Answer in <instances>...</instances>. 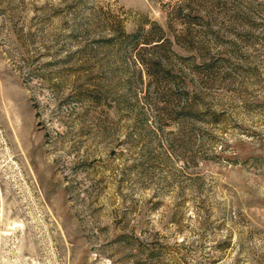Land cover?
Segmentation results:
<instances>
[{
    "label": "rangeland",
    "instance_id": "1",
    "mask_svg": "<svg viewBox=\"0 0 264 264\" xmlns=\"http://www.w3.org/2000/svg\"><path fill=\"white\" fill-rule=\"evenodd\" d=\"M0 264H264V0H0Z\"/></svg>",
    "mask_w": 264,
    "mask_h": 264
}]
</instances>
